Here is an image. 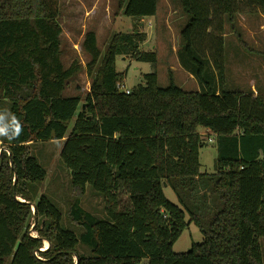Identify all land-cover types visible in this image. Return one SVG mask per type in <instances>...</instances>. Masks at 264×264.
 <instances>
[{
    "label": "trees",
    "instance_id": "16d2710c",
    "mask_svg": "<svg viewBox=\"0 0 264 264\" xmlns=\"http://www.w3.org/2000/svg\"><path fill=\"white\" fill-rule=\"evenodd\" d=\"M180 1L189 21L179 60L200 90L160 87L156 72L121 90L117 57L156 63L157 53L141 50L139 31L114 34L103 53L90 30L83 98L66 95L83 65L63 61L61 0H0V264H76V255L78 264H264V92L229 89L225 58L226 24L236 31L237 16L264 13V0ZM117 3L127 16L157 14L158 0ZM212 134L216 171L204 173L200 150ZM49 140L64 143L80 236L49 197L33 195L47 170L31 148ZM88 185L104 196L107 219L82 206ZM192 223L204 239L176 253Z\"/></svg>",
    "mask_w": 264,
    "mask_h": 264
},
{
    "label": "rangeland",
    "instance_id": "374dc122",
    "mask_svg": "<svg viewBox=\"0 0 264 264\" xmlns=\"http://www.w3.org/2000/svg\"><path fill=\"white\" fill-rule=\"evenodd\" d=\"M61 8L63 61L67 67L76 59L83 65V70L69 82L66 95L81 94L84 98L90 90L91 80L84 68L90 57L82 48L85 33L90 30L97 33L99 47L103 53L116 33L139 31L147 34V40L141 45V50L155 51L158 55L156 63L141 62L131 56H118L116 59L118 72L125 74V81L122 83L127 89L144 83L145 74L156 72L160 87L175 83L185 91L200 90L198 80L182 67L179 60V51L184 45L182 30L189 21L180 0H158L157 14L142 19L124 15L118 8L117 0H61ZM250 15L251 19L240 17L244 25L239 23L237 16L236 31L231 29L228 23L225 27L227 87L244 92L251 91L255 82L259 86L264 81V16L260 12ZM237 32L244 42L239 39ZM259 93L258 90L256 95ZM2 125L0 122V127ZM199 131H203V134L207 132L202 127H199ZM209 140L200 150L201 172L204 173L216 171L217 143L215 140ZM63 144V141L49 140L32 145V155L37 157L47 170V178L33 183L32 191L36 200L42 195L49 197L62 212V226L80 236L83 228L73 222L70 215L76 194L72 187L71 171L61 158ZM164 192L170 201L180 205L171 187L165 186ZM81 204L96 217L107 219L104 196L89 185L81 197ZM33 235H36V232H33ZM203 239V233L192 223L175 243L174 251L187 252L194 243L202 242ZM47 245L48 241L45 240L44 246ZM78 251L87 256L92 254V249L81 241Z\"/></svg>",
    "mask_w": 264,
    "mask_h": 264
},
{
    "label": "crops",
    "instance_id": "0c3cea01",
    "mask_svg": "<svg viewBox=\"0 0 264 264\" xmlns=\"http://www.w3.org/2000/svg\"><path fill=\"white\" fill-rule=\"evenodd\" d=\"M260 13H261V12H260ZM238 16H239V23L242 22L240 17H242V18H244V19H251V18H252V16H251L250 14H239ZM262 16H264V13H262ZM241 24H243V23H241ZM243 25H244V24H243ZM244 27H245V26H244ZM246 28L248 29V27H246ZM260 29H262V28L260 27ZM262 42L264 43V40H263ZM252 90L255 91V94L258 93V90L264 92V81H263L262 84L259 85V86H257V82H255V84L252 85ZM206 131H207V130H205V132H206ZM201 133H203V131H201ZM210 139H213V142H214V140L216 141V137H215V136H212Z\"/></svg>",
    "mask_w": 264,
    "mask_h": 264
},
{
    "label": "built area",
    "instance_id": "2783aa9c",
    "mask_svg": "<svg viewBox=\"0 0 264 264\" xmlns=\"http://www.w3.org/2000/svg\"><path fill=\"white\" fill-rule=\"evenodd\" d=\"M118 87H119L121 90H123V91H125V92H127V93L130 92V89H127V88L125 87L124 83H119V84H118ZM209 141H210V142H213V139H210Z\"/></svg>",
    "mask_w": 264,
    "mask_h": 264
},
{
    "label": "water",
    "instance_id": "95a60500",
    "mask_svg": "<svg viewBox=\"0 0 264 264\" xmlns=\"http://www.w3.org/2000/svg\"><path fill=\"white\" fill-rule=\"evenodd\" d=\"M15 182H16V180H15ZM31 204H32L33 210H34V212H35V211H36V205H35L34 202H32ZM49 246H50V242H48L47 247H49ZM75 259H76V264H78V262H79V257H78L77 255H76Z\"/></svg>",
    "mask_w": 264,
    "mask_h": 264
},
{
    "label": "clouds",
    "instance_id": "9594fccd",
    "mask_svg": "<svg viewBox=\"0 0 264 264\" xmlns=\"http://www.w3.org/2000/svg\"><path fill=\"white\" fill-rule=\"evenodd\" d=\"M17 127L21 131V128H19V125ZM0 135H3V129H0Z\"/></svg>",
    "mask_w": 264,
    "mask_h": 264
}]
</instances>
